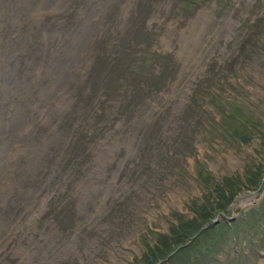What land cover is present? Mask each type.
<instances>
[{"label":"rangeland","instance_id":"rangeland-1","mask_svg":"<svg viewBox=\"0 0 264 264\" xmlns=\"http://www.w3.org/2000/svg\"><path fill=\"white\" fill-rule=\"evenodd\" d=\"M263 155L264 0H0V264L136 262L226 183L235 225Z\"/></svg>","mask_w":264,"mask_h":264},{"label":"trees","instance_id":"trees-1","mask_svg":"<svg viewBox=\"0 0 264 264\" xmlns=\"http://www.w3.org/2000/svg\"><path fill=\"white\" fill-rule=\"evenodd\" d=\"M250 174L251 177L257 176L260 177V179L262 178L264 174V155L262 164H259L256 170L250 171ZM214 186L216 189L217 185ZM225 188L224 190L221 189L222 192L217 195L216 207L211 209V211H203L201 207H198V203H191L196 214L194 227L184 223L186 222L184 216L178 214L174 215L175 223L171 226L168 232L169 234H159L156 239V242L157 240L159 241L157 245L153 248L147 247V251L141 258L130 264H155L160 259H163L175 246L188 239V237L198 230L203 223L210 219L211 215L213 216L219 211L226 212L230 200L235 193H232L234 189H230L229 183H226ZM229 192L231 193L229 194ZM207 213H209V215H206ZM257 216L261 220L264 219V203L258 211L245 213L235 225L220 221L213 226H208V228L202 230L193 241L187 243L185 247L180 248L175 254L168 258L166 262L160 264H211L223 248H226L239 237L238 234L241 227L254 226L253 223L257 220ZM238 226H240V228H238Z\"/></svg>","mask_w":264,"mask_h":264},{"label":"water","instance_id":"water-1","mask_svg":"<svg viewBox=\"0 0 264 264\" xmlns=\"http://www.w3.org/2000/svg\"><path fill=\"white\" fill-rule=\"evenodd\" d=\"M214 221V220H212ZM207 223L204 224L198 231H196L193 235H191L189 238L192 240L202 229L207 227ZM188 241H186L184 244H186ZM184 244L178 245L177 247H175L170 253H168V255L165 257V260L167 258H169L171 255H173L177 250H179V248H181L182 246H184Z\"/></svg>","mask_w":264,"mask_h":264}]
</instances>
